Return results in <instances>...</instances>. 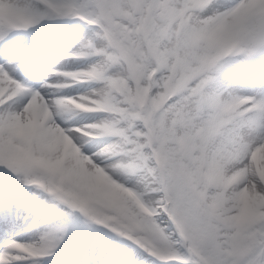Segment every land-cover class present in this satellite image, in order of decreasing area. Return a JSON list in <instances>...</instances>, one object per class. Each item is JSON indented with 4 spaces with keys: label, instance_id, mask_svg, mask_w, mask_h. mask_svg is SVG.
I'll list each match as a JSON object with an SVG mask.
<instances>
[{
    "label": "snow or ice",
    "instance_id": "6c2138e0",
    "mask_svg": "<svg viewBox=\"0 0 264 264\" xmlns=\"http://www.w3.org/2000/svg\"><path fill=\"white\" fill-rule=\"evenodd\" d=\"M0 264H264V0H0Z\"/></svg>",
    "mask_w": 264,
    "mask_h": 264
}]
</instances>
